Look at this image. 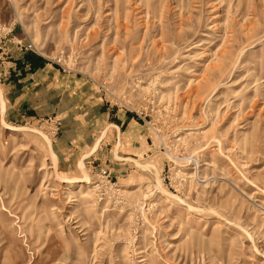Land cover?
<instances>
[{
  "label": "rangeland",
  "instance_id": "obj_1",
  "mask_svg": "<svg viewBox=\"0 0 264 264\" xmlns=\"http://www.w3.org/2000/svg\"><path fill=\"white\" fill-rule=\"evenodd\" d=\"M30 42L136 155L58 162L74 120L3 86ZM0 88V264H264V0H0Z\"/></svg>",
  "mask_w": 264,
  "mask_h": 264
},
{
  "label": "crops",
  "instance_id": "obj_2",
  "mask_svg": "<svg viewBox=\"0 0 264 264\" xmlns=\"http://www.w3.org/2000/svg\"><path fill=\"white\" fill-rule=\"evenodd\" d=\"M9 64L12 68L6 71L3 86L13 112L22 111L28 118L61 114L74 120L76 127H71L74 134L69 135V130H63L56 142L55 153L59 163L70 164L81 149H84L82 155L88 154L85 158L91 159L97 144L94 153L108 150L111 146L113 150L119 148L118 154L125 157L136 155L134 151L138 150L140 131L132 134L134 126H130L126 118L117 117L113 109L92 95L86 83L53 69L46 59L34 52L21 54ZM75 137L79 138V145L76 139H72ZM132 143L136 144L134 148ZM131 147L133 152L128 150ZM83 159L78 157L74 165Z\"/></svg>",
  "mask_w": 264,
  "mask_h": 264
},
{
  "label": "built area",
  "instance_id": "obj_3",
  "mask_svg": "<svg viewBox=\"0 0 264 264\" xmlns=\"http://www.w3.org/2000/svg\"><path fill=\"white\" fill-rule=\"evenodd\" d=\"M26 50L39 54V51L33 42L28 43V45L26 46Z\"/></svg>",
  "mask_w": 264,
  "mask_h": 264
},
{
  "label": "bare ground",
  "instance_id": "obj_4",
  "mask_svg": "<svg viewBox=\"0 0 264 264\" xmlns=\"http://www.w3.org/2000/svg\"><path fill=\"white\" fill-rule=\"evenodd\" d=\"M0 97L3 98V91H2L1 88H0ZM81 170L85 173V178H86V179H83V181H86L88 183L89 178H88V175H87V173L85 171V167H84V165L82 163H81Z\"/></svg>",
  "mask_w": 264,
  "mask_h": 264
}]
</instances>
